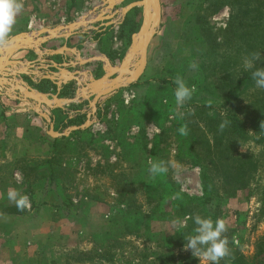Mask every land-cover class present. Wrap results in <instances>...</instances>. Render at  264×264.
<instances>
[{"label": "rangeland", "instance_id": "374dc122", "mask_svg": "<svg viewBox=\"0 0 264 264\" xmlns=\"http://www.w3.org/2000/svg\"><path fill=\"white\" fill-rule=\"evenodd\" d=\"M66 2L22 0L23 9L9 40L23 34L36 41L45 39L50 34L41 35L42 31L82 20L89 29L98 27L96 14L102 6L98 0H88L87 5L79 0L74 6L78 15L62 19ZM257 3L264 0H161L162 32L152 47L154 69L159 74L125 89L123 99L119 96L96 119L92 117L88 133L62 143L59 154L57 148L42 150L45 157L55 159L51 168L33 164L36 169L21 167L14 180L0 179L1 191L12 182L28 195L31 207L26 210H31L32 202L55 198L43 195L32 200L37 192L48 189L44 180H34L36 175L54 172L58 189L52 191L61 193L58 208L65 209L71 202L81 211L94 203L103 207L97 214L108 215V231L51 242L43 251L45 259L57 264H211L185 250L184 238L195 234L192 217H212L205 207L188 199L212 196L218 202L211 212L216 220H225L231 249V257L219 264H264V129L260 127L264 89L255 86L251 70L243 67L245 56L260 52L255 67L264 68V26L258 33L262 38L249 47L241 35L245 39V33L255 29L239 23L260 20L258 25H264V8L261 13L255 11ZM81 30L87 32L88 28L81 26ZM191 63L198 68L190 69ZM177 75L195 87L191 100L183 106L175 102L173 80ZM76 105L67 127H80L88 120L89 101ZM225 119L229 124L236 120L244 134L232 137L225 129L219 131ZM182 125H187L186 136L178 132ZM150 161H164L168 172L153 177L148 171ZM9 166H0V174H10ZM177 193L180 198H174ZM192 207L191 216L178 214ZM79 218L85 221L84 215ZM175 219L183 227L174 225Z\"/></svg>", "mask_w": 264, "mask_h": 264}, {"label": "crops", "instance_id": "0c3cea01", "mask_svg": "<svg viewBox=\"0 0 264 264\" xmlns=\"http://www.w3.org/2000/svg\"><path fill=\"white\" fill-rule=\"evenodd\" d=\"M78 1L67 0L63 6H66V10L61 12L62 19L68 18L69 15H78L77 8L74 7L77 6ZM126 1L128 0H118L114 12L107 13L106 6L111 0H98V2L96 0L97 3L102 4L99 14L96 15L98 16L103 12L108 15L114 13L116 18L113 21H100L98 27L90 29L85 23L83 26L88 28L87 32L85 30L80 31V27L69 37L66 36L67 31L62 32L59 34L60 37L45 43L44 47H42V53L33 49L16 51L12 56V60L23 62L22 65L18 66L19 69L31 64L33 67L32 71L40 70L36 76H26L24 79L26 83L34 88L43 80H48L44 79L45 75L59 73V70L55 69L54 65L67 70L72 75L78 71L81 72L79 78L82 84L90 83L92 80H101L108 76V66L96 58L105 57L114 67H120L134 44V38L141 29L144 17V9L138 4L124 12L129 6L134 3H140L142 0H133L129 5L122 9L119 8ZM83 2L86 5L88 4V0H83ZM95 10L96 8H94L92 13ZM162 18L161 28L149 47L146 70L138 82H144L147 78H153L159 74V70L154 69L152 47L162 32L164 14ZM63 26L65 27L66 25ZM55 44L59 45L56 46ZM155 47L160 46L156 45ZM66 64L68 65L66 66ZM48 81V92L44 93V95L53 99L60 89L58 86L59 80ZM150 81L153 80L151 79ZM129 86L133 87V85H125L120 90L102 97L98 102L97 112L93 118L96 119L100 114L99 112H104L119 96L123 99L126 92L125 89ZM79 92V84L75 81L68 82L63 85L59 97L61 99L75 100L73 103L58 109L42 107L43 111L51 118L56 133H63L67 129L72 128L65 126V123H68L73 118V110L78 108L76 104L83 102V99L77 100ZM32 108L33 105L31 103L15 100L7 94L6 90L0 88V166L10 165L9 167H12L10 174L2 173L0 174V179L14 180L15 172L21 170V167L26 170L28 166L36 169L37 167L33 166V164H45L49 167L54 165L55 159L45 157L43 151L51 150L53 152L57 148V153L59 154V147L62 143L68 142L67 140H73L75 136H82L88 130L86 128L85 130L71 132L68 136L52 137L49 135L51 130L49 122L33 111ZM88 115L89 113L86 116L87 119ZM91 131L93 132V130ZM38 161L40 162L38 163ZM63 166L66 167L67 164L64 163ZM34 169L32 170L34 171ZM22 177L24 180L28 179L25 175H22ZM34 180H44L48 189L44 192H37L36 197L32 199L33 201L43 195H50L55 198H51L53 201H43L40 204L32 202V209L24 210L22 214L14 210L16 206L9 201L7 196L10 188L15 189L13 183L8 182L7 190H0V207L3 205L8 208L7 210H0V214H2L0 215V264H57L54 259H45L43 251L49 243L61 242L60 239L62 238L69 239L71 237L73 239L78 234L88 237L99 230L101 232L108 231V215L96 213L97 211L103 212V207L98 206V204H90L81 211L71 202L65 209L57 207V200L60 198L61 193L55 190L52 191L54 188L58 189V184H54L56 181L54 172L37 174ZM59 186L63 191H66L64 185L59 184ZM62 204L63 206L66 205L65 203ZM79 215H82V217L84 215L83 219L85 221L83 223Z\"/></svg>", "mask_w": 264, "mask_h": 264}, {"label": "water", "instance_id": "95a60500", "mask_svg": "<svg viewBox=\"0 0 264 264\" xmlns=\"http://www.w3.org/2000/svg\"><path fill=\"white\" fill-rule=\"evenodd\" d=\"M117 1L118 0H111V2H109L106 6L107 13L114 12ZM137 4L144 9L142 26L139 33L134 38V44L129 54L126 56L120 67H114L105 57L96 58L103 61L108 66V76L101 80H92L90 83L87 82L82 84L79 78L81 72L78 71L72 75L69 74L67 70L54 65L55 69L59 70V73H52L44 76V79L51 81L59 80L58 86L60 89L53 99L46 97L44 94L37 93L31 85L23 80V76H36L39 74L40 70H37L36 72L32 71L33 67L31 64L23 69H19L18 66L22 65L23 62L11 60L13 54L22 49H36L39 53H42V47H39L40 45L45 44L49 40L60 37L59 33L65 31L68 32L66 36L69 37L84 25L80 23H72L65 27H58L51 31L44 30L40 33L41 35L49 33L50 37L48 38H39L37 41H34L28 35L23 34L12 38L8 47L0 48V88L6 90L7 94L15 100L34 104L35 112L49 122L51 129L49 135L52 137L57 138L68 136L71 132L89 128L92 125V117L95 116L97 112L99 100L110 93L120 90L125 85H132L138 82L146 70L149 47L161 28L163 10L161 0H142L140 3H134L129 6L124 12L137 6ZM114 18H116V14L114 13L108 15L103 12L97 16L98 21H113ZM67 65L68 64H66V66ZM71 81H75L80 85V92L77 100H88L91 106V112L84 125L69 128L63 133H56L51 118L43 111L42 107L46 106L50 109H58L73 103L75 100L61 99L59 97L63 85Z\"/></svg>", "mask_w": 264, "mask_h": 264}, {"label": "clouds", "instance_id": "9594fccd", "mask_svg": "<svg viewBox=\"0 0 264 264\" xmlns=\"http://www.w3.org/2000/svg\"><path fill=\"white\" fill-rule=\"evenodd\" d=\"M22 9V0H0V48L9 46V34L16 22V16ZM260 59V52H252L243 58V67L245 70H251V78L255 86L259 89H264V68L255 67V63ZM189 68L195 70L198 65L191 63ZM173 83L176 85L174 91L175 102L178 106H183L187 101L191 100L195 87H189L179 75L175 77ZM228 124V120H223L219 125V131L222 132ZM260 127L264 129V122L261 123ZM178 132L186 136L188 134L187 125H182ZM149 163L148 171L153 177L166 174L169 170L168 165L164 161H150ZM7 196L9 201L15 204L18 211H24L31 207L28 195L22 194L17 189L10 188ZM174 198H180L179 193L175 194ZM192 218L196 225L195 234L185 236V250H190L193 256L202 261L211 262V264H219L221 260L231 257L229 239L225 235L228 231L225 220L218 218L213 222L211 218H202L199 214ZM172 223L183 227V222L179 219L173 220Z\"/></svg>", "mask_w": 264, "mask_h": 264}, {"label": "trees", "instance_id": "16d2710c", "mask_svg": "<svg viewBox=\"0 0 264 264\" xmlns=\"http://www.w3.org/2000/svg\"><path fill=\"white\" fill-rule=\"evenodd\" d=\"M237 1V0H235ZM261 1V0H258V2ZM242 3H239L238 5H240ZM255 11H257L258 13H261L262 11V8H264V3H257L255 4ZM241 9V8H240ZM241 12L244 13V11L241 9ZM233 17V16H232ZM237 22V21H236ZM236 22L233 21L234 24H236ZM260 22V20H259ZM258 20L255 21L253 20V23H248V21L246 20H240L239 23H240V26H249L255 30L253 31H247V33H245V35H247V37L244 39V37L241 35L242 39L246 42V44L249 45V47H252L253 46V42L255 40H257L258 38H262L260 34L258 33H261L262 29H263V26L264 25H258ZM233 26L230 25V28H232ZM263 44V43H262ZM241 81L238 82V84H240ZM170 86L173 87L172 84H169ZM200 85V84H199ZM49 86V81L48 80H43L40 84H38L36 87L38 90H40L42 93H47L48 92V87ZM47 88V89H46ZM164 101V99H163ZM230 118V117H229ZM89 131L87 130L85 133H88ZM226 134H228L229 136H242L244 134V132L240 129L239 127V124L236 120L232 121V124H228V126L225 127V131H224ZM188 201L191 203L192 201H197L196 203H198L199 205L203 206L206 208V214H208L209 216L212 215L211 219L213 220V222L216 220V217L214 216L213 217V214L211 212V209L212 207L217 204L218 201L215 200L209 196H206L205 198H201V199H188ZM195 204V203H194ZM194 208L192 207V209H189V211H186L183 209V211H181L180 213L178 212V214H182L183 216H191V212H194L193 210ZM190 212V213H189ZM211 214V215H210ZM110 231V230H109ZM107 236V235H105Z\"/></svg>", "mask_w": 264, "mask_h": 264}, {"label": "bare ground", "instance_id": "6f19581e", "mask_svg": "<svg viewBox=\"0 0 264 264\" xmlns=\"http://www.w3.org/2000/svg\"><path fill=\"white\" fill-rule=\"evenodd\" d=\"M89 20V19H88ZM83 22L82 23H84V22H87V21H85V20H82ZM93 22V21H92ZM80 23H81V21H80ZM85 24V23H84ZM87 25V24H86ZM30 37V36H29Z\"/></svg>", "mask_w": 264, "mask_h": 264}, {"label": "built area", "instance_id": "2783aa9c", "mask_svg": "<svg viewBox=\"0 0 264 264\" xmlns=\"http://www.w3.org/2000/svg\"><path fill=\"white\" fill-rule=\"evenodd\" d=\"M59 2H60V0H59ZM126 97H129V95H127ZM128 101H129V100H128V99H126V102H127V103H128ZM17 176H18V175H17Z\"/></svg>", "mask_w": 264, "mask_h": 264}]
</instances>
